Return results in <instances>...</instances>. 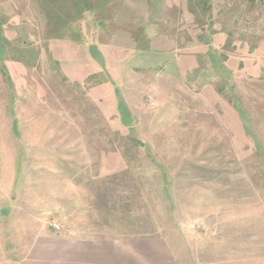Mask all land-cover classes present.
Instances as JSON below:
<instances>
[{
    "label": "rangeland",
    "instance_id": "obj_1",
    "mask_svg": "<svg viewBox=\"0 0 264 264\" xmlns=\"http://www.w3.org/2000/svg\"><path fill=\"white\" fill-rule=\"evenodd\" d=\"M4 1L13 256L43 236L164 240L175 264L264 254V0Z\"/></svg>",
    "mask_w": 264,
    "mask_h": 264
},
{
    "label": "crops",
    "instance_id": "obj_2",
    "mask_svg": "<svg viewBox=\"0 0 264 264\" xmlns=\"http://www.w3.org/2000/svg\"><path fill=\"white\" fill-rule=\"evenodd\" d=\"M0 264H175V262L171 247L164 240H81L43 236L38 237L32 248L21 257L13 256L1 241ZM202 264H264V254H246Z\"/></svg>",
    "mask_w": 264,
    "mask_h": 264
},
{
    "label": "trees",
    "instance_id": "obj_3",
    "mask_svg": "<svg viewBox=\"0 0 264 264\" xmlns=\"http://www.w3.org/2000/svg\"><path fill=\"white\" fill-rule=\"evenodd\" d=\"M78 1H79V0H78ZM81 5H82L81 7L85 8V9L89 8V6H88V4L86 3L85 0H82Z\"/></svg>",
    "mask_w": 264,
    "mask_h": 264
}]
</instances>
